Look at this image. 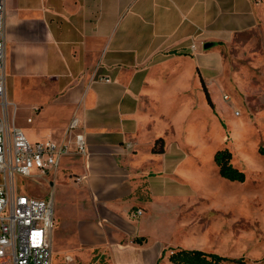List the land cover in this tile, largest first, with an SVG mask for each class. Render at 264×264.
<instances>
[{
	"label": "crops",
	"instance_id": "0c3cea01",
	"mask_svg": "<svg viewBox=\"0 0 264 264\" xmlns=\"http://www.w3.org/2000/svg\"><path fill=\"white\" fill-rule=\"evenodd\" d=\"M204 7V0H5L9 123L31 142H59L78 120L87 143V154L66 158L52 174L53 182L64 177L69 199L67 209L52 199L53 259L101 253L117 260L126 241L142 247L152 237L153 206L172 198L167 174L152 175L167 149L154 152L162 136L154 107L166 104L169 81L182 94L188 88L191 34L205 32ZM26 94L35 100L28 107L34 130L27 127L33 117L18 120ZM140 237L147 242L134 243Z\"/></svg>",
	"mask_w": 264,
	"mask_h": 264
},
{
	"label": "rangeland",
	"instance_id": "374dc122",
	"mask_svg": "<svg viewBox=\"0 0 264 264\" xmlns=\"http://www.w3.org/2000/svg\"><path fill=\"white\" fill-rule=\"evenodd\" d=\"M204 2L205 32L195 27L191 34L188 88L182 94L169 81L166 104L154 107L155 132L162 135L154 147L167 149L162 160H155L152 175L161 179L167 174L173 199L153 206L158 220L149 225L152 237L146 245L133 246L129 240L117 260L96 253L90 261L84 254L73 258L75 264H171L172 250L180 249L264 264V0ZM209 43L213 47L206 49ZM20 97L18 120L28 124L33 117L28 107L35 100ZM33 118L27 127L34 130ZM132 145L127 142L125 148L131 151ZM225 149L231 164L244 173L242 182L220 176L214 158ZM18 181L29 195L56 198L55 204L58 200L67 209L63 176L56 182L52 175ZM53 263L66 264L57 253Z\"/></svg>",
	"mask_w": 264,
	"mask_h": 264
},
{
	"label": "built area",
	"instance_id": "2783aa9c",
	"mask_svg": "<svg viewBox=\"0 0 264 264\" xmlns=\"http://www.w3.org/2000/svg\"><path fill=\"white\" fill-rule=\"evenodd\" d=\"M4 12L5 0H0V264H54L53 201L29 195L18 179L52 175L66 158L87 154V143L78 131V120L71 121L66 138L59 142H31L20 128L9 123ZM97 79L111 82L109 78ZM143 214L138 209L134 216ZM65 262L75 264L72 258Z\"/></svg>",
	"mask_w": 264,
	"mask_h": 264
},
{
	"label": "trees",
	"instance_id": "16d2710c",
	"mask_svg": "<svg viewBox=\"0 0 264 264\" xmlns=\"http://www.w3.org/2000/svg\"><path fill=\"white\" fill-rule=\"evenodd\" d=\"M202 85L203 81L201 80ZM208 104L214 110V104L210 98L208 91L204 90ZM155 153H162L163 147L158 150H154ZM215 163L219 167V174L221 177L231 180L242 182L244 180V173L235 168L232 164V155L227 149L219 151L215 155ZM147 242L145 237L136 238L134 243L144 244ZM171 264H249L243 259H228L223 256H219L212 253H207L199 250H172L170 257L168 258Z\"/></svg>",
	"mask_w": 264,
	"mask_h": 264
},
{
	"label": "water",
	"instance_id": "95a60500",
	"mask_svg": "<svg viewBox=\"0 0 264 264\" xmlns=\"http://www.w3.org/2000/svg\"><path fill=\"white\" fill-rule=\"evenodd\" d=\"M212 47H213V44H212V43H209V44H206V45H205V48H206V49H210V48H212Z\"/></svg>",
	"mask_w": 264,
	"mask_h": 264
}]
</instances>
